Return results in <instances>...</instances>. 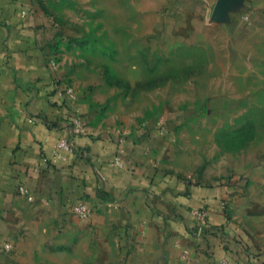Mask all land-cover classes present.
<instances>
[{
	"label": "crops",
	"instance_id": "1",
	"mask_svg": "<svg viewBox=\"0 0 264 264\" xmlns=\"http://www.w3.org/2000/svg\"><path fill=\"white\" fill-rule=\"evenodd\" d=\"M107 1L179 12V27L243 2ZM44 10L41 0H0V264H264V215L240 211L234 220L222 206L231 187L162 167L163 138L154 129L131 136L87 129L84 109L66 98L61 70L46 53L57 23ZM64 137L76 152L57 156ZM79 201L93 208L89 217L72 212ZM204 207L209 228L200 237L193 210Z\"/></svg>",
	"mask_w": 264,
	"mask_h": 264
},
{
	"label": "rangeland",
	"instance_id": "2",
	"mask_svg": "<svg viewBox=\"0 0 264 264\" xmlns=\"http://www.w3.org/2000/svg\"><path fill=\"white\" fill-rule=\"evenodd\" d=\"M41 2L57 23L46 53L89 131L154 129L164 140L162 167L231 187L234 220L240 211L264 215V0L232 3L210 20L202 11L198 25L180 27L179 12ZM242 26L251 29L241 33Z\"/></svg>",
	"mask_w": 264,
	"mask_h": 264
},
{
	"label": "built area",
	"instance_id": "3",
	"mask_svg": "<svg viewBox=\"0 0 264 264\" xmlns=\"http://www.w3.org/2000/svg\"><path fill=\"white\" fill-rule=\"evenodd\" d=\"M244 19L248 20V16H244ZM66 96H71L70 95V91H67V93H65ZM73 131L76 133H80L83 131V122L81 120L80 117H75L74 118V122H73ZM68 150V151H75L76 152V148H75V144L73 143V141L69 138V137H64L62 139L59 140L58 144H57V156L60 155V150ZM59 154V155H58ZM116 164L120 165L121 164V159L120 157L116 158ZM19 191L21 193L26 194L27 189L25 188L24 185H20L19 186ZM31 198V197H29ZM228 199L223 200L222 202V206L223 208H226L228 205ZM93 211V208L88 205L87 203L83 202V201H79L78 203L73 205L72 208V212L77 215L80 218H87L91 215ZM193 213L197 219V226L195 227V233L197 236H203L204 233L206 232V230L209 228L208 226V216H209V212L207 210V208H197L193 210ZM4 249L6 251L11 250V244L10 243H5L4 244ZM186 256V254L184 255ZM220 264H231L230 261L227 258L221 259Z\"/></svg>",
	"mask_w": 264,
	"mask_h": 264
},
{
	"label": "trees",
	"instance_id": "4",
	"mask_svg": "<svg viewBox=\"0 0 264 264\" xmlns=\"http://www.w3.org/2000/svg\"><path fill=\"white\" fill-rule=\"evenodd\" d=\"M247 28H248V29H247ZM250 29H251L250 27H245V28H244V27L242 26V28H240L239 31H241V33H245L246 31H248V30H250ZM239 33H240V32H239ZM241 33H240V34H241Z\"/></svg>",
	"mask_w": 264,
	"mask_h": 264
}]
</instances>
